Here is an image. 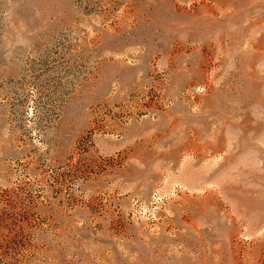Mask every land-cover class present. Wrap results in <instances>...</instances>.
<instances>
[{
    "label": "rangeland",
    "instance_id": "1",
    "mask_svg": "<svg viewBox=\"0 0 264 264\" xmlns=\"http://www.w3.org/2000/svg\"><path fill=\"white\" fill-rule=\"evenodd\" d=\"M0 264H264V0H0Z\"/></svg>",
    "mask_w": 264,
    "mask_h": 264
}]
</instances>
